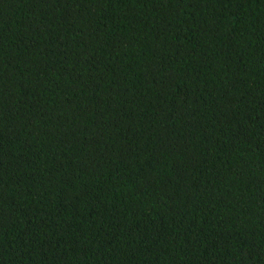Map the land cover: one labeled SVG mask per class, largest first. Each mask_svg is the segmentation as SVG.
<instances>
[{
  "label": "trees",
  "instance_id": "16d2710c",
  "mask_svg": "<svg viewBox=\"0 0 264 264\" xmlns=\"http://www.w3.org/2000/svg\"><path fill=\"white\" fill-rule=\"evenodd\" d=\"M0 264H264V0H0Z\"/></svg>",
  "mask_w": 264,
  "mask_h": 264
}]
</instances>
